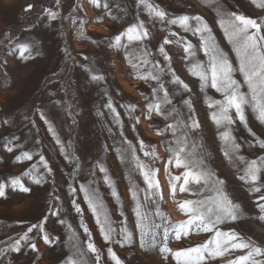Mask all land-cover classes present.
<instances>
[{
    "label": "rangeland",
    "instance_id": "374dc122",
    "mask_svg": "<svg viewBox=\"0 0 264 264\" xmlns=\"http://www.w3.org/2000/svg\"><path fill=\"white\" fill-rule=\"evenodd\" d=\"M150 3L157 5L169 18L200 16L211 29L217 47L234 67L238 66L232 45L220 28L219 17L213 8L201 0H150ZM117 4L123 11L117 9ZM30 5L32 11H25ZM221 5L228 11L264 21V9H257L250 0H221ZM46 9L58 12L59 18L53 21L45 16ZM109 10L117 19H111L103 7L95 8L90 0H0V183L7 184L11 179L19 178L21 184L29 189L24 193L6 187L5 196L0 197V248L10 246L29 226L38 225L45 219V232L51 241L45 244L43 233L34 231L30 240L38 251H30L29 244L18 254L8 253L0 264H66L72 255L68 241L70 229L78 237L81 249H85L89 237L84 234V227L91 233V242L100 253L102 264H114L107 252L109 247L121 264H176L171 255L165 258L159 250V238L157 247L141 248L140 233L136 228L137 202L132 199V191L133 186L139 191L146 185L129 162L127 153L123 157L118 154V150L128 147L124 141L130 142L143 163L158 169L156 179L163 196L158 205L160 212L173 224L188 219L179 211V202L195 197L177 193L174 202L168 181L170 173L180 175L182 170L167 165L169 156L163 141L171 139L170 135H156L157 129L166 126L167 122L155 114L151 120L146 118L144 97L150 96L155 84L134 78L125 59L126 50L114 49L110 44L118 34L138 21H143L149 31L150 39L145 41V45L152 53L150 59L159 61L164 68L169 66V62L160 55L158 48L165 39L173 41L171 45L164 46L171 58V69L191 91L184 92L177 85L166 86L174 103L185 113L187 109L183 101H191L195 119L200 125L194 137L203 147L206 164L218 179L224 181L226 194L243 212L237 222L222 225L221 230L235 231L245 241L264 248V221L258 219L264 214L259 212L254 202L264 195V173L261 175L260 193H251L250 186L238 178L243 166L231 163L225 157L224 144L219 138L221 130L211 120L215 109L207 106L208 97L213 100L223 98L214 90H200V81L189 74L188 65L184 63L185 53L175 42L177 37H182L198 48L200 40L167 21L152 20L136 0H110ZM170 32L177 33V37L169 36ZM20 43L34 45V59L23 62L17 58L14 46ZM196 59L207 61L202 51H198ZM85 69H92L91 74L104 79L91 81L90 73ZM169 78L165 77V80ZM235 78L238 81L243 79L239 73ZM242 91H246V87ZM176 92L181 94L175 95ZM109 102L119 113V123L107 108ZM131 107H135L136 112H130ZM41 113L47 123L40 119ZM245 117L248 128L237 121L233 130V136L241 146L238 154L245 160H258L264 156V149L249 147V143L264 140V125L250 109L246 108ZM6 120L7 124L4 123ZM49 126L55 135L49 131ZM248 129L254 136L249 135ZM8 140L12 141L15 151H7ZM140 141L146 150L155 149L158 157L155 162L140 151ZM24 151L33 154L32 161L18 159ZM40 157L48 163L51 175L39 165ZM34 164L40 167L37 175H44L41 185L34 184L31 177L24 175ZM98 166L106 169L112 187L105 182V173L100 172ZM82 185L96 193L113 227L117 230L127 227L132 233L129 246L104 242L96 218L80 190ZM113 189L116 196L112 195ZM139 195L143 205L144 193ZM76 206L82 214L76 211ZM53 210H59V215H52ZM147 210L155 211L156 206ZM153 219L156 223H164L158 217ZM210 236L193 233L180 241L169 238L167 246L174 253L198 246ZM243 254L232 252L209 264H230Z\"/></svg>",
    "mask_w": 264,
    "mask_h": 264
},
{
    "label": "snow or ice",
    "instance_id": "6c2138e0",
    "mask_svg": "<svg viewBox=\"0 0 264 264\" xmlns=\"http://www.w3.org/2000/svg\"><path fill=\"white\" fill-rule=\"evenodd\" d=\"M142 9L146 10L147 16L152 20L160 22L167 21L170 25H175L185 33H191L200 40V46L194 48L193 45L182 37H177V33L170 32L169 36L177 37L175 41L184 51V63L188 65V72L194 78L200 81V90L205 92L207 89L214 90L223 98L221 100H213L208 97V108L215 109L211 113V120L216 127L221 130L220 140L224 144V155L231 163H238L243 166L242 173L238 176L246 185H249L251 193H260L261 175L264 173V156L259 159L245 160L241 152V146L233 136V130L237 121L248 128L245 117V110L250 109L256 115V119L260 124L264 125V21H257L248 18L245 15L238 14L226 10L221 5V0H201L202 3L213 8L219 17V26L223 30L228 42L232 45L238 66L234 67L228 57L217 47L215 38L211 29L200 16L189 17L182 15L176 18H169L164 11L157 5L150 3V0H136ZM95 8L103 7L107 11V15L115 20L117 17L109 10L110 0H90ZM257 9H264V0H250ZM117 9L123 11L121 5H116ZM25 11H32L29 6ZM44 15L51 20L59 18V13L46 9ZM150 39L149 31L143 21H138L126 28L124 32L118 34L111 42V47L117 50H126L125 59L128 66L132 70L134 78L142 80L149 84H155L152 88L150 96H145L147 114L146 118L151 120L153 114L160 116L167 122L166 126L159 127L156 135L171 139L163 141L165 152L168 153L167 165L176 170H182L180 175H172L168 181L170 192L175 202L177 193L188 194L195 199H188L179 202V211L188 219L179 224H173L170 219L162 214L159 210V203L163 200L160 190L158 169H153L143 163L139 156L136 155V149L130 142L124 141L128 145L127 149L118 150V154L122 157L127 153L130 163L134 165L135 170L142 176L146 185L145 189L136 190L133 186L132 199L136 203V228L140 233V246L147 249L148 247H157V240H160L159 250L167 258L171 255L176 264H209L218 258H222L229 253L239 252L243 255L237 256L236 259L230 261V264H264V248L255 246L254 243L245 241L235 231H223L221 226L229 223L237 222L243 212L238 204H235L224 190V181L216 177L212 172L205 159V153L202 145L194 134L199 129V122L195 119L194 111L190 100H184L185 113L174 103L172 93L166 86L167 84L182 87L184 92H190L191 89L176 76L171 69V58L165 51V45H171L172 40L165 39L158 48L160 55L164 60L169 62V66L164 68L161 63L154 58L150 59L152 53L149 52L145 41ZM34 45L28 43H20L14 46V51L18 52V59L27 62L34 59ZM198 51H202L207 57L206 62L196 59ZM87 59V57H85ZM90 73V79L93 82H100L103 76L91 74L92 69H85ZM239 75L243 78L238 81L235 77ZM165 77H170L165 80ZM246 87V91L242 88ZM176 92L175 95H180ZM107 108L113 113V118L119 123V113L113 107L112 103L107 104ZM130 112H136L135 107H131ZM40 119L47 123L44 115L40 114ZM5 124L8 121H4ZM139 124V119L136 120ZM49 131L54 130L49 126ZM249 135H253L251 129H248ZM122 135V133H121ZM6 143L8 152L15 149L11 146L12 141ZM259 147L264 149V140L257 139L255 143H249V147ZM20 147V145H17ZM139 149L146 157H151L155 162L158 157L155 155V149L146 150L143 141L139 142ZM63 151V149H61ZM39 155V153H36ZM19 160L32 161L33 154L27 151L18 157ZM39 165L47 170L51 175V169L43 157H40ZM99 171L105 173V182L112 187L111 182L107 178L106 169L98 166ZM239 171V170H238ZM40 167L35 164L32 168L25 172L24 175L31 177L32 182L41 185L44 182V175L40 174ZM179 185V188H177ZM11 188L20 192L27 193L29 189L21 184L19 178L11 179L7 184L0 183V197L5 196V189ZM80 190L84 192L85 202L88 204L89 210L96 218L99 231L103 235L106 244H119L120 247L129 246L132 241V233L127 227L117 230L113 227V222L109 219L103 203L99 200L94 191L81 186ZM75 192V189L72 190ZM143 192V205L140 203L139 193ZM116 196L115 190L112 192ZM118 199V197H117ZM264 195L254 201L258 205V210L264 214ZM75 205V202H73ZM150 206H156L155 211L147 210ZM76 211L81 213V209L76 206ZM52 215H59V210H53ZM153 217H158L164 223H156ZM264 221V215L258 217ZM45 219L38 225H32L27 231L8 247L0 248V260L7 256L8 253H19L22 247L31 245L30 251H38L36 244L30 240V235L34 231L43 233V241L50 244V238L45 232ZM61 223H63L61 221ZM167 225V226H166ZM83 226V225H82ZM162 233V235H161ZM211 234L210 238L202 244L179 250L174 253L167 246L169 238L180 241L181 238H187L190 234ZM84 234L89 237V242L85 249H81L78 243V237L75 232H71L68 237L69 247L72 255L67 259L66 264H101V255L97 248L91 242V233L84 227ZM119 237V239H117ZM109 258L114 264H121V260L113 252L112 248L107 249ZM91 254V255H89ZM85 257H89L86 259Z\"/></svg>",
    "mask_w": 264,
    "mask_h": 264
},
{
    "label": "water",
    "instance_id": "95a60500",
    "mask_svg": "<svg viewBox=\"0 0 264 264\" xmlns=\"http://www.w3.org/2000/svg\"><path fill=\"white\" fill-rule=\"evenodd\" d=\"M32 7V5H30ZM29 7V6H28ZM27 8V7H26Z\"/></svg>",
    "mask_w": 264,
    "mask_h": 264
},
{
    "label": "trees",
    "instance_id": "16d2710c",
    "mask_svg": "<svg viewBox=\"0 0 264 264\" xmlns=\"http://www.w3.org/2000/svg\"><path fill=\"white\" fill-rule=\"evenodd\" d=\"M102 264V263H101Z\"/></svg>",
    "mask_w": 264,
    "mask_h": 264
}]
</instances>
